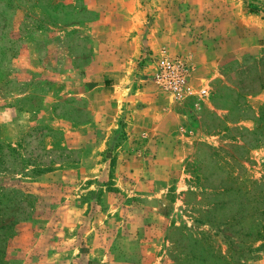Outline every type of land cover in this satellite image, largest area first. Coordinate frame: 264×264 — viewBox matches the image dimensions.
<instances>
[{
	"label": "rangeland",
	"instance_id": "rangeland-1",
	"mask_svg": "<svg viewBox=\"0 0 264 264\" xmlns=\"http://www.w3.org/2000/svg\"><path fill=\"white\" fill-rule=\"evenodd\" d=\"M128 11L173 36L180 52L160 56L185 64L179 91L164 62L151 67L201 131L183 158L157 154L159 135L132 137L126 116L107 119V26ZM211 63L217 74L203 79ZM262 85L264 0H0V264H183L190 249L208 264L200 236L228 264H264V237L245 234L252 205L230 227L195 221L244 198L237 184L264 221Z\"/></svg>",
	"mask_w": 264,
	"mask_h": 264
},
{
	"label": "crops",
	"instance_id": "crops-1",
	"mask_svg": "<svg viewBox=\"0 0 264 264\" xmlns=\"http://www.w3.org/2000/svg\"><path fill=\"white\" fill-rule=\"evenodd\" d=\"M109 15L107 13V23L111 22ZM121 15L122 25L117 27L113 22L107 26V119L112 121L117 117L126 116L132 137L145 132L150 139L147 144H150L152 138L159 135L157 140H162L164 144L156 140L153 142L158 143L155 145L157 154L162 145L163 148H168L170 158H183L192 150L198 138L197 131H201L186 121L184 113L179 112L175 97L167 98L161 95L157 81L151 78L157 71V68L151 67L165 61V55L161 57V53L165 54L171 49L172 53L166 54L171 59L173 53L178 54L180 51L175 50L171 44L173 36H167L165 40V36H160L157 28L148 31L140 29L141 17L138 13L128 11ZM162 46L168 47L166 52L161 50ZM146 51H152L153 55L147 54ZM148 56H153L154 60H144L145 65L147 64L144 70L148 77L141 79L142 85L137 87L135 93V60H143ZM199 67L197 64L196 70ZM209 67L204 66L203 79L209 80L217 74L214 64L211 63ZM130 99H134L136 103L140 102L139 108H132ZM124 103L125 109L121 110Z\"/></svg>",
	"mask_w": 264,
	"mask_h": 264
},
{
	"label": "trees",
	"instance_id": "trees-1",
	"mask_svg": "<svg viewBox=\"0 0 264 264\" xmlns=\"http://www.w3.org/2000/svg\"><path fill=\"white\" fill-rule=\"evenodd\" d=\"M251 12L254 11L251 10ZM259 88L264 89V85L260 86ZM241 185L237 184L235 190L244 194V198L242 196H238L237 199L234 198V201H232V204L230 206L226 201L218 200L216 203L213 204L211 209H207V210L204 209L203 211H201V215L207 217L200 218L199 216L195 218V221H197L199 224L208 223L211 225L214 224L217 225L218 223H221L226 227H230L235 222L243 218L244 211H246L245 205L250 204L252 206L249 212L247 213H250L249 215L252 217L251 219L252 221L251 224L249 225V230L245 232V234H249L253 236L254 240H258L264 237V221H262L258 217V208L253 204L255 200L250 197V190L248 189L247 185L246 184H241ZM259 210L261 211V214H264V208H260ZM217 214H219V216H221L223 219L217 220ZM191 238L194 239L195 243L204 244L207 249L212 250V257L214 261L208 264H228L227 256L221 252L219 247L217 248L213 245L212 241L209 239L208 236L191 237ZM188 254L190 256V259L192 260H194L195 258L196 259L199 258V255H197L196 252L192 249L188 251ZM190 259L184 261L183 264H194L191 262Z\"/></svg>",
	"mask_w": 264,
	"mask_h": 264
},
{
	"label": "built area",
	"instance_id": "built-area-1",
	"mask_svg": "<svg viewBox=\"0 0 264 264\" xmlns=\"http://www.w3.org/2000/svg\"><path fill=\"white\" fill-rule=\"evenodd\" d=\"M164 75L169 77L168 85L172 90L179 91L185 81L186 67L181 60H165L161 66Z\"/></svg>",
	"mask_w": 264,
	"mask_h": 264
}]
</instances>
